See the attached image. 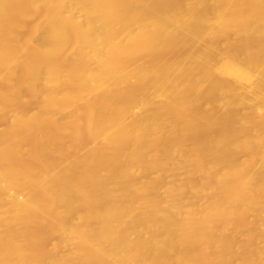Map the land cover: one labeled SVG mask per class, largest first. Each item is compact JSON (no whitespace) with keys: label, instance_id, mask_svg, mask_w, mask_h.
Here are the masks:
<instances>
[{"label":"bare ground","instance_id":"6f19581e","mask_svg":"<svg viewBox=\"0 0 264 264\" xmlns=\"http://www.w3.org/2000/svg\"><path fill=\"white\" fill-rule=\"evenodd\" d=\"M0 264H264V0H0Z\"/></svg>","mask_w":264,"mask_h":264}]
</instances>
